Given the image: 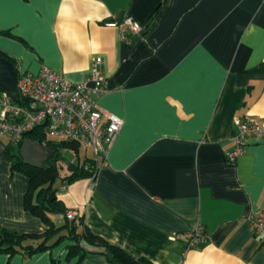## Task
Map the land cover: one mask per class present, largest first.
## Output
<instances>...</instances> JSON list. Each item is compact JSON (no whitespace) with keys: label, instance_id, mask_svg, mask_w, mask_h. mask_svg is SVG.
<instances>
[{"label":"crops","instance_id":"1","mask_svg":"<svg viewBox=\"0 0 264 264\" xmlns=\"http://www.w3.org/2000/svg\"><path fill=\"white\" fill-rule=\"evenodd\" d=\"M127 17L147 30L135 43L119 26ZM0 51L17 72L45 66L72 84L102 60L99 105L122 129L95 181L56 193L82 227L153 264H264L249 225L264 208V141L249 138L226 163L236 119L264 122V0H0ZM6 141L0 228L41 234L46 225L23 207L28 178L3 157ZM53 221L65 224L63 215ZM196 221L207 242L185 253L179 237ZM70 245L0 255V264H109L99 254L68 258Z\"/></svg>","mask_w":264,"mask_h":264},{"label":"built area","instance_id":"2","mask_svg":"<svg viewBox=\"0 0 264 264\" xmlns=\"http://www.w3.org/2000/svg\"><path fill=\"white\" fill-rule=\"evenodd\" d=\"M115 27L116 24H109ZM119 26L131 35L139 34L143 27L132 18H125ZM18 98L31 102H16L5 92L0 99V139L5 138L17 146L25 134L43 126L47 140L74 143L89 151L100 168L108 163V153L122 129L123 120L105 112L99 105L106 94V79L102 73V60L94 58L85 80L79 84L68 82L62 74L42 66L37 74L17 72ZM235 148L226 154V163L233 166L243 154L249 138L264 141V122L236 119ZM45 147V144H42ZM73 155L72 151H66ZM68 221L78 218V212L67 211ZM250 230L264 246V208L249 220ZM185 244V253L207 242L204 226L196 221L191 230L179 237Z\"/></svg>","mask_w":264,"mask_h":264},{"label":"trees","instance_id":"3","mask_svg":"<svg viewBox=\"0 0 264 264\" xmlns=\"http://www.w3.org/2000/svg\"><path fill=\"white\" fill-rule=\"evenodd\" d=\"M0 56L12 62L17 72V66L11 57L2 51ZM0 91L4 92L1 87ZM24 139H30L41 145L45 144V147L52 151V157L43 169H34L23 164L20 154L23 141L17 146H12L6 141L3 157L10 163L13 171L21 172L28 178V189L23 198L24 210L38 217L46 225V229L41 234L33 235L17 234L0 228V255H6L8 258L15 255L32 257L49 251L64 239H69L72 245L68 247V258L79 256L81 259L88 254H99L104 256L109 264H153L145 258L136 259L119 246L93 235L87 228L81 226L82 216L74 220L72 228L70 221L65 218V224L57 227L53 216L66 213L64 204L56 197L57 191L67 188L76 181H95L100 164L92 156L89 157L87 154L81 156V146L78 144L47 140L43 126L25 134ZM66 151L74 153V159L67 164L63 161V153ZM61 170H65L66 173L63 175L60 173ZM57 181L60 184L59 188L55 186ZM63 231L67 234H62ZM53 238L57 239L51 243ZM82 242L96 249L97 252L91 253L85 250L81 245ZM53 263L55 264L54 261Z\"/></svg>","mask_w":264,"mask_h":264},{"label":"water","instance_id":"4","mask_svg":"<svg viewBox=\"0 0 264 264\" xmlns=\"http://www.w3.org/2000/svg\"><path fill=\"white\" fill-rule=\"evenodd\" d=\"M146 29L134 35L132 43L137 42L141 37L146 34ZM17 84V72L14 65L9 60L0 56V87L6 92L11 99L16 102H31L30 99L18 98V92L16 88ZM21 158L23 164L34 169H43L46 162L52 157V151L41 144L34 142L30 139H24L20 149ZM54 194H52L53 196ZM74 225V221H70L71 228Z\"/></svg>","mask_w":264,"mask_h":264},{"label":"rangeland","instance_id":"5","mask_svg":"<svg viewBox=\"0 0 264 264\" xmlns=\"http://www.w3.org/2000/svg\"><path fill=\"white\" fill-rule=\"evenodd\" d=\"M1 140L3 141L4 138H1ZM85 154H87L89 157H91V153L89 151H85L84 149H81V156H84ZM63 156H64V160L63 161H64L65 164H67L68 162H71L74 159L73 156L71 154H69L68 152H64ZM60 173H62L64 175L66 173V171L65 170H61ZM58 185H59V182L57 181L55 186L58 187Z\"/></svg>","mask_w":264,"mask_h":264}]
</instances>
